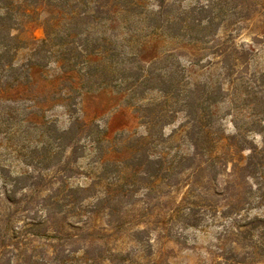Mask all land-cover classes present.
I'll list each match as a JSON object with an SVG mask.
<instances>
[{"label":"trees","instance_id":"obj_1","mask_svg":"<svg viewBox=\"0 0 264 264\" xmlns=\"http://www.w3.org/2000/svg\"><path fill=\"white\" fill-rule=\"evenodd\" d=\"M183 1L0 0V264H131L117 244L124 229L151 255V214L124 223L120 205L135 206L143 191L150 204L156 191L185 184L186 173L187 225L203 227L210 218L222 227L220 237L247 250L248 262L239 263H263L264 139L252 146L240 132L219 136L212 109L242 96L264 107V72H250L252 52L236 40L264 3ZM32 22H40L43 39L23 37ZM119 22L124 32L112 27ZM167 40L185 48L162 50ZM27 49L31 58L18 63ZM41 58L69 75L66 129L46 116L48 94L36 90ZM203 70H217V79L198 80ZM104 88L126 95L143 134L122 133L117 141L80 116L71 93ZM179 113L192 154L169 157L173 135L164 131ZM255 117L257 130L249 132L264 136V108ZM78 178L88 184L72 185Z\"/></svg>","mask_w":264,"mask_h":264},{"label":"rangeland","instance_id":"obj_2","mask_svg":"<svg viewBox=\"0 0 264 264\" xmlns=\"http://www.w3.org/2000/svg\"><path fill=\"white\" fill-rule=\"evenodd\" d=\"M192 2L195 4L196 0H184L183 5L188 6ZM258 2L264 3V0H258ZM263 8L264 6L250 22L246 23L236 38L238 44L252 52L250 61V72L252 73L264 72ZM124 26V24L119 22L112 27H115L117 31L124 32ZM44 36V29L40 22L30 23L27 26L26 33L23 35L25 40L29 37L41 40ZM164 46L162 50H180L185 48V45L181 42L171 40H167ZM30 58V49L21 50L18 55V63H27ZM181 61L182 65L186 64L184 59ZM37 62L38 66L33 72L36 90L38 92H47L46 94H48L49 104L47 105L46 116L54 121L59 128L66 129L70 125V114L68 109L62 106L64 101L62 96H65L70 88L69 75L64 73L55 62L45 64L44 59ZM205 65H207V62L200 63V67ZM212 71L213 74H210V70H208L207 74L206 70H203L204 74L198 80L205 81L210 75L213 79H217L219 72L217 70ZM189 75L193 76L194 79L196 78V74L192 72ZM71 97L78 102L79 114L84 120L94 122L102 129L107 130L108 136L116 138L117 141L122 133L139 136L145 132L136 107L128 103L126 95L120 94L113 88L84 92L80 97L75 93H71ZM243 98L244 100H242ZM250 99L247 96H242L241 99L235 102L229 99L217 108L212 109L214 117L218 120L215 132L219 136L228 138L235 135L236 132H240L242 134L241 137H248L252 146L262 145L264 136L255 131L249 132V130H257L252 122L254 120L257 122L258 119L255 117L256 109L263 110L264 107H254L252 103H249ZM175 120L164 131L166 138L173 135V141L168 145L167 153H170L169 157H181L192 154V148L182 133L185 124V113H179ZM247 154L248 152L244 153L245 156ZM88 163L87 160H82V168L88 170ZM84 169H82V172H84ZM187 174L186 178L185 176L181 177L186 181L185 184L173 189L170 188V192L168 189H163V193L156 191L150 204L144 203L147 198L143 195V191L132 200V202H135V206L125 205L121 209L120 205L121 222L125 223L134 218V216H142L144 218L151 214V227L156 231L151 236L153 245L151 255L142 252L131 238V233H127L125 229L119 234L117 243L119 248L129 253V259H132L131 264H242L239 262H248L245 259L247 250L244 248L239 251L237 246L232 243L234 239L232 236L220 237L222 227L220 225L214 226L210 218L205 219L206 223L203 227L190 228L187 225L186 217L189 211L183 210V207L188 206V204L182 203V200L186 197V192L189 190ZM227 179L222 177L217 188L222 189ZM71 184L84 186L88 184V181L84 178H78L72 180ZM190 200L196 201V198H191ZM147 201L149 200L147 199ZM257 212L254 211L253 214ZM98 222L106 226L107 218L103 211L98 213ZM244 244H249V239L245 240ZM262 262L261 264H264V259H262ZM105 264L110 263L106 262Z\"/></svg>","mask_w":264,"mask_h":264}]
</instances>
